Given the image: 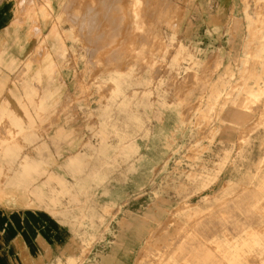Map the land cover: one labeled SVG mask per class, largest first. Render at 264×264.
I'll return each mask as SVG.
<instances>
[{"label":"rangeland","instance_id":"374dc122","mask_svg":"<svg viewBox=\"0 0 264 264\" xmlns=\"http://www.w3.org/2000/svg\"><path fill=\"white\" fill-rule=\"evenodd\" d=\"M5 100L0 264H264V0H0Z\"/></svg>","mask_w":264,"mask_h":264},{"label":"bare ground","instance_id":"6f19581e","mask_svg":"<svg viewBox=\"0 0 264 264\" xmlns=\"http://www.w3.org/2000/svg\"><path fill=\"white\" fill-rule=\"evenodd\" d=\"M44 15L47 14V12L43 13ZM248 23H250V17L246 15ZM55 31V29H54ZM224 107V105H223ZM231 116H236L237 120H240V114H243L240 112L239 108H230L228 109ZM229 121L233 122V119H229ZM260 174L264 177V168L260 169ZM261 186H264V179H261L260 181ZM263 219H260L262 221ZM262 240L261 236L259 235L258 231H251V232H242L235 238V242L233 244H230L227 246V249L223 250V255H226L231 258L232 261H236L239 257L244 256L247 252L250 251L251 241H259ZM191 258L185 259L181 264H193L192 261H203V264H217L215 263V257L213 258V255L211 252L207 250L199 251V249H196L190 255Z\"/></svg>","mask_w":264,"mask_h":264},{"label":"crops","instance_id":"0c3cea01","mask_svg":"<svg viewBox=\"0 0 264 264\" xmlns=\"http://www.w3.org/2000/svg\"><path fill=\"white\" fill-rule=\"evenodd\" d=\"M4 79H6V78H4V76L1 77L2 82H3ZM5 104H6V100H5V101H2L1 104H0V108L4 107ZM28 226H29V225H28ZM14 230L17 231V232H19V231H21V232L24 231V233H21V238H22V239H26V238H25V237H26L25 234H27V232H30V233H31V232L33 231V229L28 228V227H26V228H15Z\"/></svg>","mask_w":264,"mask_h":264}]
</instances>
